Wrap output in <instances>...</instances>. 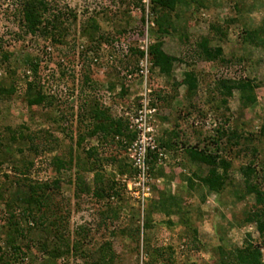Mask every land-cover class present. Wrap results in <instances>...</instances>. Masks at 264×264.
<instances>
[{"label": "rangeland", "instance_id": "rangeland-1", "mask_svg": "<svg viewBox=\"0 0 264 264\" xmlns=\"http://www.w3.org/2000/svg\"><path fill=\"white\" fill-rule=\"evenodd\" d=\"M19 1L0 0V46H2L0 49V81L10 85L13 82V77L17 79L15 94L8 99H0V136L9 135L7 127L15 130L21 128L25 132L31 133L37 143L43 136V133L40 134L39 131L49 128L50 132L53 131V135L57 137L51 146H57V148L37 154L30 151L26 144L24 156L34 160L33 166L29 168L20 161V154L15 147L7 149V155L0 154V189L2 191V196H0V237L2 238L5 237V233L2 230L1 222L7 217L13 206H16L20 213L18 219L22 221V226H26L27 220L23 219L22 213L24 210L17 205V199L27 194L23 180L28 178L45 181L57 177L50 165L51 157L57 154L61 149L58 146H62L64 141L74 146L79 132L78 126L81 127L80 130L84 129V123L77 121V116L82 113L79 109L83 96L77 97V94L80 90L79 86H81L80 79L85 71L89 70V75L95 78L98 89L106 90L109 82L118 81L117 75L113 70L107 68L106 63L92 65L87 58V62L81 58V50L93 46L97 43L95 40H98L94 38L95 40L92 41L85 35L83 27L87 26L90 18H94L99 26V30L94 33V36L101 33L104 34V37L119 35L122 37L121 39L127 37V43L138 45L139 41L133 31H137L142 25V16L153 18V14L148 8L149 0H52L56 7L65 12L72 10L77 14L76 23L70 25V22H67L68 33L64 31L65 33L60 36L62 42L56 43L50 36L21 34L18 26V13L15 11L19 9L21 3ZM187 1L190 3L189 5H182L180 9L177 8V11L171 12V24L176 28L182 26L187 32L189 39L186 44L181 43L182 40L179 41L177 36L179 31L168 34L158 32L157 26L166 27L164 19L161 25L153 24L152 31L147 29L150 44L160 41L162 42L161 53L176 57L169 74L159 72V68L154 69L153 76L157 84L164 89L165 96L169 98V104H163L156 115V143L158 146L151 152L152 158L149 162L150 166L153 160L155 162L154 168H152L154 174L157 171L161 173L156 177L151 175L153 182L156 183L155 189L160 188L178 195L182 211H187L186 215H189L190 222L197 229V241L193 243L191 238L186 236V228L180 223L179 214L168 215L166 212L155 211L152 215V227L145 230L144 235L150 239L151 245L154 247L171 245L173 249V253L165 249V256L158 264H214L217 259L214 249L220 244H224L226 249H233L235 246L242 247L249 238L257 245H261L254 224L246 223L243 220L244 210L253 207L254 199L251 196L236 199L233 193L234 188L243 184L239 167L248 162L251 156L246 152V154L239 152L236 157L233 154L231 157H227L231 158L233 163V167L229 171L233 184L228 185L221 193L209 192L204 187H196L191 190L185 186L181 187L178 182L173 180L176 172L182 171L181 168L184 167L179 162L183 156L182 149L177 146L174 149L163 146L158 139L178 116H181V127L176 143L178 146H181L182 140L185 143L184 146L196 143L203 145L211 140L210 136H214V128L218 125L238 127L246 134L259 133L260 127L264 124V48L253 45L255 43L250 40L244 43L242 38L243 26L252 24L257 27L261 24L264 16V0ZM197 2H201L203 5H199ZM142 7L145 9L144 11ZM228 18H235V21L232 23L224 21ZM217 24L226 30V35L222 39H213L211 46L222 47V56L228 61H205L197 58L193 42L199 40L202 35H212L211 26ZM2 51L12 53L10 60L4 61L9 65L8 69L3 64L5 59L2 56ZM28 52L37 55L39 64L42 66V73L49 78V80L42 81L41 84L47 98L50 100L51 96L54 97L51 107L44 103L33 106L27 104L24 92L25 77H23V72L27 67L22 65V60ZM150 57L149 53V60H151ZM105 59L103 56L101 61ZM190 68L197 72L199 79V87L195 95V108L190 106L192 101L184 96L186 86L177 84L183 77L184 71ZM61 69L65 70L67 75L63 76V80L58 84L52 82L50 79L52 73L57 76ZM221 77L254 79L258 83L255 89L257 101L247 108L242 107L240 93L234 89L233 95L228 101V109L220 108L217 101L219 99L218 92L215 88ZM71 81L75 91L67 98L66 92ZM120 81L122 82V80ZM124 86L117 83L111 91L113 94L106 95L105 100L110 103L114 116L125 114L126 111L133 109L132 102H134V96L138 91V83ZM125 89H127L125 93H122V90ZM85 92H87L86 89ZM62 100L60 106H57L56 101L60 103L59 101ZM164 115L167 116V119L162 120ZM166 122L169 123L168 127ZM261 139L262 141L259 142L255 139L254 142L259 146V155L264 160V137ZM90 143L96 144V140L91 139ZM105 168L108 172L110 171V166L106 165ZM74 170L75 166L60 172L58 176L62 180L60 194L55 193V198L62 199L70 209V217L66 220L69 227L74 230L77 225L83 224L91 228L86 240V248L91 249L98 246L101 240H111L116 252L115 264H145L149 257L143 253L141 243L140 248L136 251L133 241L119 235L112 236V232L117 233L123 227L133 226L131 212L135 213L140 210L142 213V207L138 208V202L125 192L119 219H113L112 222L108 220L106 225L101 224L99 205L94 206L91 199L85 196L79 198V205L75 204L78 199L73 195L74 186L65 182L69 175L73 176ZM86 177L90 179L92 174L87 172ZM155 189L152 198H156L158 195ZM151 202H154L153 199ZM149 204L148 199L145 207ZM4 228H7L6 225ZM32 234L34 237L37 236V228L33 229ZM41 234L43 235V233ZM183 239L186 240V245H184ZM262 251L264 260V246ZM61 261L62 264H83L81 257L75 254L66 259L62 258Z\"/></svg>", "mask_w": 264, "mask_h": 264}, {"label": "trees", "instance_id": "trees-1", "mask_svg": "<svg viewBox=\"0 0 264 264\" xmlns=\"http://www.w3.org/2000/svg\"><path fill=\"white\" fill-rule=\"evenodd\" d=\"M20 1L19 9L15 11L18 13V26L22 32L21 34L50 36L53 39L52 41L61 43L60 36L69 29L66 23L70 22V25L76 23V12L72 10L65 12L56 7L52 0ZM197 3L203 5L201 2ZM189 4L187 0H149L148 8L153 14V18L141 17L142 25L139 29L136 28L137 31H133L136 33V39H142L146 34L148 36L147 29L152 31V25H161L164 19L166 27L157 26L158 32L168 34L179 31V33L177 32L179 41L182 40L181 43L186 44L189 39L187 32L184 31L182 26L176 28L171 24V12L177 11V8L180 9L182 5ZM142 10L145 9L142 7ZM224 21L232 23L235 18H228ZM211 28L212 35H202L199 40L193 42V47H196L194 53L197 58L205 61L219 60L220 62H227L228 60L222 56V47L211 46V41L215 38L222 39L226 35V30L219 27L218 24L212 25ZM243 29L242 41L244 43L250 40L255 43L253 45L264 48V16L259 26L254 27L250 24L249 26H243ZM98 30V23L94 18H90L87 26L83 27V32L92 41L94 38L98 40L94 39L97 43L81 50L82 55H79L84 61H86V58L90 60L92 65L106 63L107 68L113 70L117 75L116 79L118 81H115V83L109 82L106 90L98 89L95 78L89 75V70L85 71L80 79L81 86H79L80 90L77 94V97L83 96L79 109L82 113L77 116V121L84 123V129L80 130L81 127L78 126L79 132L74 146L64 141L62 146H58L61 149L57 154L51 157L50 165L57 177L45 181L28 178L23 180V185L27 188V194L17 199V205L23 208V219H26L27 223L26 226H22V221L18 219L20 213L17 211L16 206L12 207L7 217L1 222L5 237H0V264H62V258L66 259L74 254L81 257L83 264H115L116 262V252L111 240H101L98 246L91 249L86 248V240L91 228L81 224L72 230L66 223V220L70 217V209L67 203L62 199L55 198V193H59L61 188L62 180L58 177L60 172L63 169H72L75 166L73 176L69 175L65 182L74 186L73 195L78 199L75 202L76 205H79L82 196L91 199L94 206H100V223L104 225L108 220L112 222L113 219H119L122 212L124 193L127 192L122 177L125 174L129 175L132 169L131 164L128 162L127 149L135 138V132L128 117L125 114L114 116L111 112L110 103L105 99L113 94L111 91L117 83H121L122 86L125 84L124 87H126L130 83L139 82L140 78L137 75L138 62L143 57L144 51L138 45L128 43L129 52L124 53L116 48V44L123 40L126 42L127 37L121 39L122 37L117 34L116 37L108 35L104 37L102 33L94 36V33ZM21 34H18V36H21ZM161 45L162 42L160 41L148 45V51L151 54L150 85L153 96L152 104L157 107L156 115L163 104H169V98L165 96L164 89L157 84L153 76L154 69L159 68V72L169 74L173 60H176L175 56L161 53ZM0 49H2V46H0ZM11 55L12 53L2 51V56L5 59L3 64L10 60ZM103 56L106 58L103 60L105 62L101 61ZM22 63L27 67L23 72L27 104L33 106L34 104L44 103L46 106L51 107L54 97L51 96L52 100H49L41 84L42 81L49 80V78L42 73V66L39 64L37 55L28 52ZM5 65V68L9 66ZM124 71H126L125 74H123ZM127 74H131L132 78H128ZM66 75V71L61 69L59 75L56 76L52 73L50 79L58 84ZM12 80L13 82L10 85L0 81V99H8L15 94L17 79L13 77ZM177 84L186 86L184 96L192 101L190 106L195 108V95L199 87L197 72L193 68L185 70L183 77ZM257 86L258 83L249 77H221L215 88L218 92L219 107L228 109V101L232 97L234 89H237L240 93L241 106L244 108L251 106L257 101L255 94ZM85 89L87 92H85ZM127 89L122 90V93H125ZM74 91V84L71 81L66 92L67 98ZM59 102L56 101L57 106H60L63 100ZM73 110L72 108V112ZM180 117L178 116L171 123L169 129L165 130L158 139L163 146L171 149L177 146V148L182 149L183 156L179 162L184 167L196 166V169L190 168L189 175H183V172L177 171L173 177L175 182H185L186 187L191 190L196 187H204L209 192L221 193L228 185L233 184L229 174L233 163L231 158L227 157H231V154L236 157L239 152H246L251 156L248 162L239 167L243 184L234 188L233 193L236 199H244L247 196L254 199L253 207L244 210L243 220L246 223L254 224L261 245H257L249 238L242 247L235 246L233 249H226L224 244H220L214 249L217 256L214 264H264L262 251L264 246V160L259 155V146L254 142L255 139L258 142L262 141L264 124L260 127L258 134H246L240 131L238 127L218 125L214 128V136H210L211 140L203 145L196 143L184 146L185 143L182 140L180 142L181 146H178L176 143L181 127ZM164 119H167V116L164 115L162 120ZM7 131L8 136H0V154L7 155L6 150L15 147L20 154V161L25 163L28 168L33 166L34 160L31 157L24 156V146L26 144H28L30 151L37 154L57 148V146H51L57 137L53 135V131L50 132L49 128L39 131L40 134L43 133V136L40 137V142L37 143L31 133L25 132L21 128L15 130L7 127ZM40 134L37 135L40 136ZM91 139H95L96 144H91ZM204 140L207 139L204 138ZM152 163L150 166L149 162V172L156 177L161 172L157 171L154 174L152 169L154 168V160ZM106 165L110 166L109 172L105 168ZM87 172L92 174V178L88 179L86 177ZM152 175L150 183L154 192L156 183L153 182ZM155 190L158 194L156 198H152V192V195L144 202L140 199H134L140 206L138 208L142 207V213L140 210L135 213L131 212L133 226L123 227L117 233L112 232V236L119 235L133 241L136 251L142 244L143 253L149 257L145 264H158L165 256V249L173 253L171 245L160 248L154 247L151 245L150 239L144 235L145 230L152 227V215L155 211L166 212L168 215L171 213L179 214L180 223L186 228V236L190 237L193 243L197 241V229L190 222L189 215H186L187 211H182L178 195L160 188ZM0 196H2L1 189ZM148 199L150 204L145 207ZM152 199L154 202H151ZM141 218L142 223L140 224ZM4 225L7 228H4ZM35 228H37L36 237L32 234ZM73 235L74 238H72ZM186 236L185 238H187ZM247 236L249 235L247 234ZM181 237L183 236L181 235ZM183 243L184 245L187 244L185 239H183Z\"/></svg>", "mask_w": 264, "mask_h": 264}, {"label": "built area", "instance_id": "built-area-1", "mask_svg": "<svg viewBox=\"0 0 264 264\" xmlns=\"http://www.w3.org/2000/svg\"><path fill=\"white\" fill-rule=\"evenodd\" d=\"M138 47L144 51L143 57L138 62L139 68L137 75L140 78L138 82V91L132 102V110L126 111L130 125L135 132V138L128 147L127 158L131 164V172L125 174L122 180L126 184V190L133 199H140L144 202L152 195L151 174L149 172V161L158 144L156 143L157 107L152 104V87L150 85V66L151 61L148 58L149 40L147 34L139 39ZM122 52H129V44L125 41L116 44ZM126 71L123 72L125 74ZM132 78L131 74H127ZM162 155V153H160Z\"/></svg>", "mask_w": 264, "mask_h": 264}, {"label": "crops", "instance_id": "crops-1", "mask_svg": "<svg viewBox=\"0 0 264 264\" xmlns=\"http://www.w3.org/2000/svg\"><path fill=\"white\" fill-rule=\"evenodd\" d=\"M166 125H167V127H168V125H169V123L168 122H166ZM194 168V169H196V166L194 165V166H189V167H182L181 169H182V171L181 172H183V175H185V174H187V175H189L190 174V171H188L187 172V170H190V168ZM159 180H160V178H159ZM179 185L181 186V187H186V183L185 182H181V183H179Z\"/></svg>", "mask_w": 264, "mask_h": 264}]
</instances>
